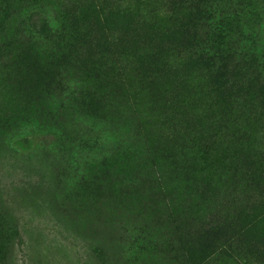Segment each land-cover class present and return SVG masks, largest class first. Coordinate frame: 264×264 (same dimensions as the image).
Instances as JSON below:
<instances>
[{
    "label": "rangeland",
    "instance_id": "374dc122",
    "mask_svg": "<svg viewBox=\"0 0 264 264\" xmlns=\"http://www.w3.org/2000/svg\"><path fill=\"white\" fill-rule=\"evenodd\" d=\"M0 264H264V0H0Z\"/></svg>",
    "mask_w": 264,
    "mask_h": 264
},
{
    "label": "trees",
    "instance_id": "16d2710c",
    "mask_svg": "<svg viewBox=\"0 0 264 264\" xmlns=\"http://www.w3.org/2000/svg\"><path fill=\"white\" fill-rule=\"evenodd\" d=\"M99 16V14H97V17ZM105 15H104V19H105ZM96 18V17H95ZM98 21V20H97ZM189 46H191L190 45V43H188V44H183V45H179V47H178V50L180 51H184V53L186 54V52H189L190 50H189ZM176 49V48H175ZM177 50V51H178ZM151 54H153L154 56H151V57H149L150 59H153L155 62H159L160 61V59H161V57H160V55L159 54H157L156 52H154V53H151ZM218 66H216V68H214V70H217V71H219L218 70V68H219V66H221V63H218L217 64ZM223 67V66H222Z\"/></svg>",
    "mask_w": 264,
    "mask_h": 264
}]
</instances>
